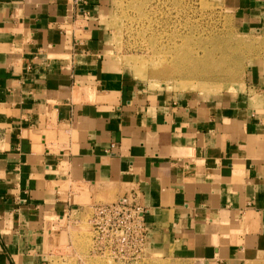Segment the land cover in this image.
I'll return each instance as SVG.
<instances>
[{
	"label": "crops",
	"instance_id": "obj_1",
	"mask_svg": "<svg viewBox=\"0 0 264 264\" xmlns=\"http://www.w3.org/2000/svg\"><path fill=\"white\" fill-rule=\"evenodd\" d=\"M226 5L264 30V0ZM75 14L74 0H0V264H43L67 180L138 187L149 243L194 264L264 262L262 72L247 94L150 90L103 59L102 26L68 29ZM82 85L96 97L77 99Z\"/></svg>",
	"mask_w": 264,
	"mask_h": 264
},
{
	"label": "rangeland",
	"instance_id": "obj_2",
	"mask_svg": "<svg viewBox=\"0 0 264 264\" xmlns=\"http://www.w3.org/2000/svg\"><path fill=\"white\" fill-rule=\"evenodd\" d=\"M87 3L89 0L75 3L76 20L67 27L85 36L88 25L102 26L106 35L103 59L118 68L122 80L136 81L150 90L207 98L227 97L230 91L247 94L251 67L264 77V30L244 27L226 0H98L95 11L87 8ZM173 42L182 49L189 47L191 52L181 51L184 57L170 61L174 59L169 56ZM194 55H199L197 60ZM253 88L264 93L263 84ZM95 92L83 85L75 86L74 91L77 99L86 95L93 99ZM59 135L61 146H67L69 132L60 128ZM60 186L66 193L63 209L43 218V264H194L173 249L150 243L137 259L95 252L89 221L94 204L115 199L133 184L67 180Z\"/></svg>",
	"mask_w": 264,
	"mask_h": 264
},
{
	"label": "built area",
	"instance_id": "obj_3",
	"mask_svg": "<svg viewBox=\"0 0 264 264\" xmlns=\"http://www.w3.org/2000/svg\"><path fill=\"white\" fill-rule=\"evenodd\" d=\"M79 0H74V3ZM83 12H86L84 8ZM146 205L138 187L131 186L115 199L98 201L89 221L93 250L118 259L142 257L149 244Z\"/></svg>",
	"mask_w": 264,
	"mask_h": 264
},
{
	"label": "bare ground",
	"instance_id": "obj_4",
	"mask_svg": "<svg viewBox=\"0 0 264 264\" xmlns=\"http://www.w3.org/2000/svg\"><path fill=\"white\" fill-rule=\"evenodd\" d=\"M151 20H152V18L151 17H149ZM180 44L179 43H176V42H173L171 45H170V47H171V50H173V51H171V52H173V53H171L169 56H172L174 59L173 60H170V61H174V60H176V57L178 58H180L183 54L181 53V51L182 52H184V53H189V52H191V49L189 48V47H187V48H185V49H182V48H180V47H178ZM193 52V51H192ZM206 52V51H205ZM192 54V53H191ZM206 53H204V55H205ZM190 55V54H189ZM188 55V56H189ZM203 55V56H204ZM187 56V55H186ZM195 56V55H194ZM198 57H199V55H197ZM197 56H195L196 57V59H195V57H194V60H197ZM208 56V55H207ZM207 56H204V57H207ZM182 57H184V56H182ZM188 58V57H187ZM193 58V57H192ZM200 58H201V56H200ZM199 58V59H200ZM166 59V58H165ZM189 59V58H188ZM161 60H163V59H161ZM168 60V59H167ZM177 61V60H176ZM181 61H183L182 60V58H181ZM175 62V61H174ZM179 62V61H178ZM189 62H190V60H189ZM194 62V61H193ZM196 62V61H195ZM163 63V62H162ZM183 63H186L185 62V59H184V62ZM169 64V63H168ZM182 64V63H181ZM162 65V64H161ZM164 65V64H163ZM184 65V64H183ZM187 65V64H186ZM157 67H159V65L157 66ZM164 67V66H163ZM174 67V66H173ZM172 67V65H171V69L173 68ZM178 67V66H177ZM166 68V67H165ZM159 69H161V67L159 68ZM163 70H164V68H162ZM168 70H169V68H167ZM166 69V70H167ZM180 70H182V68L180 69ZM179 70V71H180ZM188 70V69H187ZM162 71V70H161ZM161 71H159V73L161 72ZM170 71V70H169ZM168 71V73H172V72H169ZM163 72H166V71H163ZM162 72V73H163ZM186 72V71H185ZM167 74V73H166Z\"/></svg>",
	"mask_w": 264,
	"mask_h": 264
}]
</instances>
